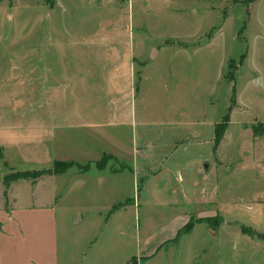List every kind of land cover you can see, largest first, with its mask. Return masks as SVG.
I'll return each mask as SVG.
<instances>
[{
  "label": "rangeland",
  "instance_id": "rangeland-1",
  "mask_svg": "<svg viewBox=\"0 0 264 264\" xmlns=\"http://www.w3.org/2000/svg\"><path fill=\"white\" fill-rule=\"evenodd\" d=\"M234 1L55 0L51 7L0 0V264H127L132 256L139 264H264V246L237 240V224L216 235L197 226L174 249L142 259L154 247L148 238L172 234L191 210L181 185L201 179L194 164L186 170L180 159L160 161L163 176L152 185L163 189L150 183L138 206L130 171L148 179L135 163V138L154 140L157 160L174 140L196 134L203 143L190 146L188 157L208 156L214 167L204 173L221 201L264 187L263 176L253 178L248 143L225 139L215 155L211 139L234 96L241 106L233 121L264 119V85L254 81L264 78V0ZM180 41L188 47L169 44ZM116 66L133 69L135 84L141 76L139 91L123 103L110 73ZM234 126L231 136L240 131ZM100 149L118 152L104 155L106 170L95 164ZM55 162L70 168L36 176ZM88 162L93 167L82 173ZM9 172L32 176L7 187ZM234 212L228 216L242 213Z\"/></svg>",
  "mask_w": 264,
  "mask_h": 264
},
{
  "label": "crops",
  "instance_id": "crops-1",
  "mask_svg": "<svg viewBox=\"0 0 264 264\" xmlns=\"http://www.w3.org/2000/svg\"><path fill=\"white\" fill-rule=\"evenodd\" d=\"M257 1L259 0H256L255 2ZM233 3L234 4L245 3V0H235ZM251 4H248V5H251ZM211 36H212V32L207 34V37H208L206 39L207 42L211 41ZM180 42H184V44L181 45L179 43H171V42H169V44H176L179 47H184V48L188 47L186 41H180ZM200 44H201L200 41H197L194 43V46L198 47L200 46ZM157 54H158V51L156 52V55L154 58H156ZM124 59H126L125 55H124ZM116 60H117L116 58L115 59L112 58V61L114 63L116 62ZM232 60L233 58L229 59L228 65L230 64ZM144 65H146V61L143 63V66ZM124 68H126L125 69L126 71H124ZM111 72L114 73V76H115V77L113 76V78H114L115 86L117 88V95L120 96L121 103L125 102L126 99L130 97V94L132 93L136 94L139 91L141 76H140L139 84H135V73L133 69L132 71H127V66H116L115 69L111 68L110 73ZM257 77L259 76L257 75L254 78L256 79ZM233 79H235V75ZM234 97H235V103L233 104V106L231 105L229 107L230 111L228 112L229 119H228L227 128H226L223 138L219 142L217 141L216 127L220 122L223 121L224 117L222 121L213 123V133H212L211 139L212 141L215 142L216 152L214 153L215 155H218V147L225 139L229 141L232 140V142H234V147H236L235 146L236 139H238V141L242 140L244 144L248 143L249 148L253 150V155L252 157H250V160L253 162V164L256 165V168H257L253 172V178L255 181H258L259 183V178L262 176L264 177V119L262 120V118L256 117L254 120H251L249 122L248 121H241V122L233 121V114L236 111L237 106H241V103L237 102L236 96ZM121 98L123 101H121ZM201 123L199 124V127H198L199 129H196V133L197 131L200 134L202 133ZM147 124L148 123H146L145 126H148ZM235 124L237 125V129H239L240 131L237 136L234 132L232 133V136H231L230 135V132H232L231 128H234ZM259 124H261L262 129L261 130L257 129V132H256L255 125L258 126ZM7 128H10V127H7ZM202 143H203L202 138L201 137L197 138L196 134L185 136L184 138H178V140L176 139L170 145H168V149L164 151V154L160 155L162 156V158L155 160L156 156L159 157V154L157 153L158 147L156 146V143H154V140L148 137H145V136H140V138H138L137 140L135 138V142H134L135 148H133L135 163L137 164V166L140 163L142 164V166L144 165V171L146 173H149L148 179H146L144 176H140L141 172H139L136 167H133V166L131 167L129 165L131 169L130 171L133 173V175L137 179L136 183L138 186V196H137L138 202H139L138 206L140 205L139 198L141 196V192L148 190V186L150 183L152 185V183L155 180L157 179L159 180L163 176V175L159 176L161 173H163L165 169L163 167V164L160 161H167L171 159L172 157H173V160L180 159V161H183L184 163H186V170L188 169L190 164H194V168L192 170L201 179V181H194L193 184H190V180H188L187 178V182L185 184L184 183L185 177L181 176L182 177L181 182L184 183L181 185V189H180L182 193L181 202L183 203V205L187 206L188 208H191V210L184 211L181 213L182 216H180L176 220V223H175L176 225L173 228L174 231L172 234L169 233L167 237L161 236L160 238H158L159 236L158 234L156 238L155 237L148 238V241L155 240L154 247L152 248L153 249L152 251L146 252V254H144V252H141L140 257L142 259H152L159 252L162 253L163 250L167 251L168 249L170 250L174 249L175 246L180 243V239H183V236L190 235L191 233H193L192 231H194V229H196V227L200 225L207 227V229H209L211 234L216 235L217 229L219 227H229V226H232L233 224H237L241 230V232L238 233V235L241 237L237 238V240H241L243 238L247 239L248 241L251 240L253 242V245L256 247L258 251H260L262 246H264V237H258V236L252 235L243 230V227L252 228L256 230L257 232L264 235V187L258 184L256 187H254L253 190H250L245 195L238 194L236 196H230L229 201H223V200L221 201L219 186L217 184L214 185L213 182L209 179V177L204 173L205 171H208L209 169L214 167L213 163L208 160L209 159L208 156L188 157L189 150H190L189 147L192 145H196V144L202 145ZM175 146L176 148H174ZM102 150L103 149H100L98 151L99 155L102 157L101 159H103L104 155L108 152L114 154L116 158L118 156V152L115 153L114 151L112 152V151L103 150L104 151L103 153ZM178 150H180L181 152ZM100 156H98L96 159H99ZM235 159L236 158L233 157V160ZM209 162L210 164H208ZM218 163H219V158L217 156L216 162L214 164L216 170L219 167ZM93 165L94 164H92L91 168L93 167ZM101 170H106V168L101 169ZM86 172H82V173H86ZM118 172L120 171H113L111 173H118ZM153 187L154 189L156 188H160V190L163 189V186L162 187L153 186ZM117 205H120V203ZM117 205L112 206L113 211L123 206V204H121V206H119L118 208H114ZM236 209L238 211H242V213L238 214L237 216L238 218H235L236 216H228L231 214L233 215ZM218 215L221 216V222L220 224L217 225V224H214L216 222H212V219H214ZM228 217H232V218H228ZM189 222H193L194 224L193 227L189 231L182 232L184 227ZM134 257H137L138 263H139L140 260L138 256H132L130 260ZM130 260L127 262V264H129ZM200 261L192 263V264H217L215 262H206L202 260Z\"/></svg>",
  "mask_w": 264,
  "mask_h": 264
},
{
  "label": "trees",
  "instance_id": "trees-1",
  "mask_svg": "<svg viewBox=\"0 0 264 264\" xmlns=\"http://www.w3.org/2000/svg\"><path fill=\"white\" fill-rule=\"evenodd\" d=\"M256 0H245V3L246 4H251L253 2H255ZM46 4L49 5V6H53L55 4V0H45ZM235 89V88H234ZM235 103V97L233 98V104ZM232 104V106H233ZM232 108V107H231ZM228 119H229V113L227 115L224 116V119L222 122H220L217 127H216V133H217V141L219 142L223 136H224V133L226 131V128H227V124H228ZM256 129V132H257V127H255ZM105 157H103V159H101L100 161H97L95 164H96V167L99 168V169H104L106 167V164H105ZM92 166V163L91 162H88L84 165H81L80 167V170L82 172H86L88 171ZM70 168V163H54V165L52 167H48V168H45L43 170H39L36 172V176H41L43 174H49V175H54V174H61V173H64L66 172L68 169ZM29 176H32L31 174L29 173H7L5 174V176L3 177L2 181L4 183L5 186L9 187L11 185L12 182L16 181V180H19V179H22V178H27ZM34 176V175H33ZM119 206L121 205H117L115 206L114 208H118ZM221 222V219H219L216 223L214 224H220ZM193 222H189L182 231H189L192 227H193ZM243 230L252 234V235H255V236H258V237H264L263 234L257 232L256 230L252 229V228H247V227H243ZM181 232V231H180ZM129 264H139L138 263V259L137 257H134L130 260Z\"/></svg>",
  "mask_w": 264,
  "mask_h": 264
},
{
  "label": "water",
  "instance_id": "water-1",
  "mask_svg": "<svg viewBox=\"0 0 264 264\" xmlns=\"http://www.w3.org/2000/svg\"><path fill=\"white\" fill-rule=\"evenodd\" d=\"M156 52H157V50L155 49V51L153 52V54H152V58H154L155 57V55H156ZM255 83L256 84H258V85H261V86H263L264 85V79L262 78V77H257L255 80Z\"/></svg>",
  "mask_w": 264,
  "mask_h": 264
}]
</instances>
